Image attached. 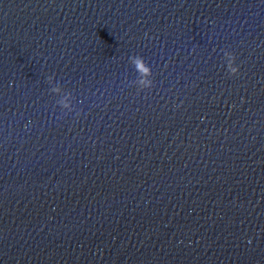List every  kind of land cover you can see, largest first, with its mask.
I'll return each mask as SVG.
<instances>
[{
  "label": "water",
  "instance_id": "95a60500",
  "mask_svg": "<svg viewBox=\"0 0 264 264\" xmlns=\"http://www.w3.org/2000/svg\"><path fill=\"white\" fill-rule=\"evenodd\" d=\"M0 264H264V0H3Z\"/></svg>",
  "mask_w": 264,
  "mask_h": 264
},
{
  "label": "clouds",
  "instance_id": "9594fccd",
  "mask_svg": "<svg viewBox=\"0 0 264 264\" xmlns=\"http://www.w3.org/2000/svg\"><path fill=\"white\" fill-rule=\"evenodd\" d=\"M225 56L227 57V69H228V75L229 76H235L238 74V66L235 64V55L232 52H226ZM134 62L137 64H143V60L139 57L134 58ZM148 71L147 65H144V68L141 69L142 74ZM140 87L143 88H150L151 87V81L149 80H142L140 81ZM63 107L67 108L68 105L64 104Z\"/></svg>",
  "mask_w": 264,
  "mask_h": 264
},
{
  "label": "snow or ice",
  "instance_id": "6c2138e0",
  "mask_svg": "<svg viewBox=\"0 0 264 264\" xmlns=\"http://www.w3.org/2000/svg\"><path fill=\"white\" fill-rule=\"evenodd\" d=\"M3 4V0H0V5H2Z\"/></svg>",
  "mask_w": 264,
  "mask_h": 264
}]
</instances>
